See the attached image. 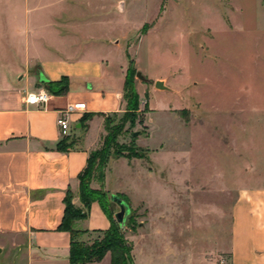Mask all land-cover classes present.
Returning a JSON list of instances; mask_svg holds the SVG:
<instances>
[{
	"label": "rangeland",
	"instance_id": "374dc122",
	"mask_svg": "<svg viewBox=\"0 0 264 264\" xmlns=\"http://www.w3.org/2000/svg\"><path fill=\"white\" fill-rule=\"evenodd\" d=\"M52 44L67 57H76L77 44L88 46L91 57L105 52L114 68L123 60L133 70L138 96L134 123L125 120L124 111L89 114L80 121L83 125L93 117L102 120L98 152L107 124L119 127L114 143L123 155H142L109 159L93 172L90 187L94 184V190L105 193L112 217L118 208L109 201L114 193L104 190L102 175L111 172L108 190L120 187L127 192L132 160L139 168L166 169L170 176L163 198L168 205L177 191L182 192V181L192 180L193 186L211 180L218 170L234 185L243 173L264 166L263 138L244 143L257 138L264 124V0H4V84L19 86L24 66ZM114 44L121 50L109 53L105 46ZM156 81L168 90L156 89ZM205 189L190 193V198L227 206L236 196L235 185L230 195L221 184L210 198L204 196ZM145 216L132 213L124 235L128 242L131 233L151 238L154 230L159 239L155 244L161 246L168 237L176 243L175 220L154 224L151 231L138 226ZM190 220L186 212V223ZM204 228L194 233L214 237L213 227ZM219 228L217 237L225 238L224 228Z\"/></svg>",
	"mask_w": 264,
	"mask_h": 264
},
{
	"label": "crops",
	"instance_id": "0c3cea01",
	"mask_svg": "<svg viewBox=\"0 0 264 264\" xmlns=\"http://www.w3.org/2000/svg\"><path fill=\"white\" fill-rule=\"evenodd\" d=\"M77 47L76 57H67L52 44L48 50L39 52V58L24 66L25 73L19 86L4 84V0H0L1 264H69V235L58 230L64 212V197L69 190L73 205L83 208L78 175L85 169L90 155L97 151L104 135L99 117H93L83 125L81 118L86 114H116L125 109L122 94L127 62L121 60L118 68H114L112 59L105 56V49L102 55L95 53L91 57L86 53L88 46L77 44ZM105 47L109 53L114 49L121 50L117 44ZM45 52L47 55L44 56ZM32 69L33 73H29ZM61 77L69 80L66 95L53 96L45 108L25 102L29 93L43 89L39 86L40 78L59 81ZM68 104L77 105L80 110L69 116L67 147L60 150L58 144L62 138L56 121L59 112ZM259 130L257 138H246L244 143L248 144V139L252 144L255 139L259 143L261 137L264 142V124ZM129 163L132 168L127 192L120 187L107 189L112 181L109 170L104 174V190L127 196L131 214H146L144 221L138 222L140 229L146 225L152 231L154 224L163 226L169 218L177 224L176 243L168 237L161 246L154 243L159 240L154 230L151 238L140 235L139 231L131 233L133 264H264V166L259 169L258 165L253 172L242 174L244 176L234 184L235 199L227 206L190 198V193L201 192V187L206 188L204 196L210 198L213 194L214 197L221 184L223 191L231 195L234 186L231 177L223 172L218 174V170L211 180H202L193 186L192 180L182 181V192L177 191L168 205L163 198V193L168 191L166 177L170 176L166 169L139 168L133 160ZM217 175L222 179L218 180ZM95 187L93 184L92 188L97 189ZM186 212L191 219L187 223ZM86 214L85 219L75 221L74 228L88 231L79 240L91 243L96 237L95 232L108 230L110 221L96 202L90 205ZM186 224H189L188 228ZM206 226L214 228V237L194 233L195 230L198 233L205 231ZM218 227L220 231L224 228L225 238L222 234L217 237ZM215 252L220 254L219 260L211 257ZM89 264H110V254Z\"/></svg>",
	"mask_w": 264,
	"mask_h": 264
},
{
	"label": "trees",
	"instance_id": "16d2710c",
	"mask_svg": "<svg viewBox=\"0 0 264 264\" xmlns=\"http://www.w3.org/2000/svg\"><path fill=\"white\" fill-rule=\"evenodd\" d=\"M132 76L133 70H131V67H128L125 75L122 98L125 103L124 117L125 120H129L130 123L135 122L136 115L134 114L138 110V96L132 83ZM41 85L44 86L43 89L47 93L54 97L64 96L69 91V80L67 77H61L59 81H46L41 83ZM88 115L89 114L82 116L81 122L86 121V116ZM141 116H143V114H141ZM139 123H143V120L140 119ZM118 129L119 127H109L107 124L105 125L107 136L103 141L102 149L99 152L95 151L90 155L85 169L78 175L79 199L83 208L80 209L73 205L72 194L69 190L65 194L64 212L58 230L67 232L69 235V264H89L99 262L103 259L106 253L110 254V264H133L131 255L132 245L124 236L132 214L127 220L125 229L122 230L118 223L114 221L115 219L113 220L114 216L112 217V214L107 207L105 193L100 190H94L90 187L94 170L101 166V164L102 167H105L109 159L125 158L131 160L133 158H142V155L137 156L129 153L126 155L122 154L119 150L120 147L114 143V138ZM66 140L67 138H62L58 144V149L61 150L67 147ZM100 154H102V159L100 158ZM97 162L100 163L97 164ZM103 180L104 175H102V183ZM116 195L128 204L126 197L118 194ZM94 202L98 203L101 210L110 221V227L106 231L95 232L96 237L91 243H84L79 239L83 235L88 234V231L76 230L74 228V223L75 221L86 218V210Z\"/></svg>",
	"mask_w": 264,
	"mask_h": 264
},
{
	"label": "built area",
	"instance_id": "2783aa9c",
	"mask_svg": "<svg viewBox=\"0 0 264 264\" xmlns=\"http://www.w3.org/2000/svg\"><path fill=\"white\" fill-rule=\"evenodd\" d=\"M53 96L47 93L44 89H40L29 93L26 96L25 102L36 108H45L47 104L52 100ZM80 110L79 106L68 104L63 110L59 112L56 124L59 129L60 137H69L70 122L69 116L75 111Z\"/></svg>",
	"mask_w": 264,
	"mask_h": 264
},
{
	"label": "water",
	"instance_id": "95a60500",
	"mask_svg": "<svg viewBox=\"0 0 264 264\" xmlns=\"http://www.w3.org/2000/svg\"><path fill=\"white\" fill-rule=\"evenodd\" d=\"M138 77H140L139 74H137ZM47 80L40 78V82L44 83ZM154 87L158 90H168L164 84L161 81H156L154 83ZM137 134L134 133L133 136H136ZM110 202L115 204L118 208V211L114 214V219L118 223V225L121 227L122 230L125 229V225L127 223V220L129 219L131 215V211L129 209V206L126 202H124L119 196L112 194L109 197Z\"/></svg>",
	"mask_w": 264,
	"mask_h": 264
}]
</instances>
